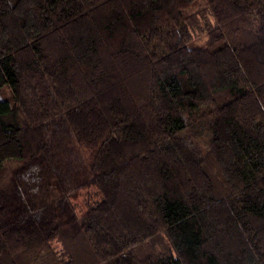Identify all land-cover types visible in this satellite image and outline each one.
Returning <instances> with one entry per match:
<instances>
[{"label":"trees","instance_id":"16d2710c","mask_svg":"<svg viewBox=\"0 0 264 264\" xmlns=\"http://www.w3.org/2000/svg\"><path fill=\"white\" fill-rule=\"evenodd\" d=\"M9 162L0 264H264V0H0Z\"/></svg>","mask_w":264,"mask_h":264},{"label":"rangeland","instance_id":"374dc122","mask_svg":"<svg viewBox=\"0 0 264 264\" xmlns=\"http://www.w3.org/2000/svg\"><path fill=\"white\" fill-rule=\"evenodd\" d=\"M20 166L21 164L18 162H9L6 164L5 171L3 172L2 176H0V189L6 187L9 182L13 180V173ZM72 198L78 205L81 206L85 203L86 191H81L77 194H74Z\"/></svg>","mask_w":264,"mask_h":264}]
</instances>
